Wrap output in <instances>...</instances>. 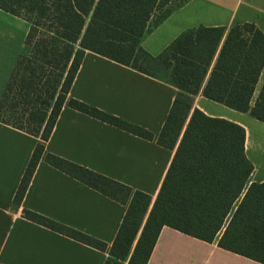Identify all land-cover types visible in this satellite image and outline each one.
<instances>
[{
  "label": "trees",
  "instance_id": "obj_1",
  "mask_svg": "<svg viewBox=\"0 0 264 264\" xmlns=\"http://www.w3.org/2000/svg\"><path fill=\"white\" fill-rule=\"evenodd\" d=\"M189 0H0V10L29 25L25 45L0 98V122L39 137L14 203L21 206L42 159L104 196L127 206L105 264H148L164 227L264 264V183L245 190L253 171L245 130L193 110L203 95L264 123V32L255 23L188 29L161 54L141 45L147 32ZM179 90L157 143L176 149L154 203L150 195L46 152L62 109L68 107L143 139L154 135L69 97L87 52ZM242 197V198H241ZM241 198V199H240ZM239 204L236 206L237 202ZM23 217L99 251L107 244L24 209ZM232 214L229 222L227 220Z\"/></svg>",
  "mask_w": 264,
  "mask_h": 264
},
{
  "label": "crops",
  "instance_id": "obj_2",
  "mask_svg": "<svg viewBox=\"0 0 264 264\" xmlns=\"http://www.w3.org/2000/svg\"><path fill=\"white\" fill-rule=\"evenodd\" d=\"M247 22L255 23L264 32V0H189L147 32L141 45L157 56L188 29L200 26L229 29L235 23ZM26 35L14 46L9 41L0 55V98L18 56L28 53ZM206 81L194 97L193 110L245 130V155L253 171L243 197L250 185L264 183V123L249 113L207 99L203 95ZM263 84L264 70L252 104ZM178 92L165 80L88 51L69 97L139 126L151 132L154 139H143L66 104L45 143L46 152L144 192L154 203L178 147L177 144L170 150L157 143ZM39 142V137L0 122V264H105L127 206L50 166L44 159L22 205H15L16 192ZM24 209L104 242L107 251L28 221L23 217ZM222 233L213 243H207L164 227L148 264H260L221 249L218 241Z\"/></svg>",
  "mask_w": 264,
  "mask_h": 264
},
{
  "label": "rangeland",
  "instance_id": "obj_3",
  "mask_svg": "<svg viewBox=\"0 0 264 264\" xmlns=\"http://www.w3.org/2000/svg\"><path fill=\"white\" fill-rule=\"evenodd\" d=\"M28 29L29 25L26 21L0 10V55L4 54L9 41L13 42V46L21 42ZM27 52L28 55L29 48Z\"/></svg>",
  "mask_w": 264,
  "mask_h": 264
}]
</instances>
